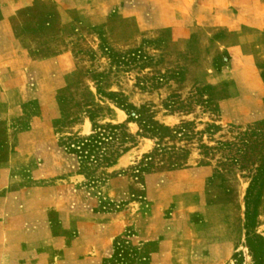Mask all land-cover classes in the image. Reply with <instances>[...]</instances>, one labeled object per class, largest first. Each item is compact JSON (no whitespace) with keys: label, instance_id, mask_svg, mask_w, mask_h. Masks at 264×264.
I'll return each mask as SVG.
<instances>
[{"label":"rangeland","instance_id":"1","mask_svg":"<svg viewBox=\"0 0 264 264\" xmlns=\"http://www.w3.org/2000/svg\"><path fill=\"white\" fill-rule=\"evenodd\" d=\"M255 1L0 0V264H264Z\"/></svg>","mask_w":264,"mask_h":264},{"label":"trees","instance_id":"2","mask_svg":"<svg viewBox=\"0 0 264 264\" xmlns=\"http://www.w3.org/2000/svg\"><path fill=\"white\" fill-rule=\"evenodd\" d=\"M118 126H107L103 130L97 131L88 138L80 139L75 146L80 147V151L88 148V159L93 158L96 162H104L107 165H111L116 162L117 158L124 152L127 147L122 146L120 150L112 149L115 139L116 129ZM122 142H126L123 140ZM76 150V149H73ZM101 151V152H100Z\"/></svg>","mask_w":264,"mask_h":264},{"label":"crops","instance_id":"3","mask_svg":"<svg viewBox=\"0 0 264 264\" xmlns=\"http://www.w3.org/2000/svg\"><path fill=\"white\" fill-rule=\"evenodd\" d=\"M251 1H253L252 3L256 2L255 0H237L238 4L241 5L242 7H246L248 5H252V4H250ZM254 4H256V3H254ZM260 6L263 7L264 4H261ZM242 12L243 11H241V13ZM238 17H240V16H238ZM241 23H244V22L242 21ZM250 24L253 25V26H251V28L263 30L264 29V13H262L259 16H255V18L253 19V21L252 20L250 21Z\"/></svg>","mask_w":264,"mask_h":264}]
</instances>
